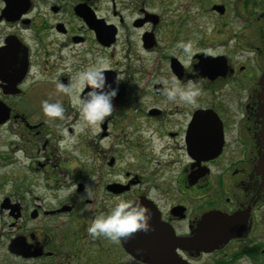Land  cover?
<instances>
[{
    "label": "flooded vegetation",
    "instance_id": "flooded-vegetation-1",
    "mask_svg": "<svg viewBox=\"0 0 264 264\" xmlns=\"http://www.w3.org/2000/svg\"><path fill=\"white\" fill-rule=\"evenodd\" d=\"M178 40L191 41L190 59L173 49ZM152 53L155 62H146ZM100 58L109 81L122 77L114 100L123 123L105 120L97 135L113 125L124 153L92 151L91 199H79L87 186L78 180L68 199L52 200L59 163L47 151L40 101L59 99L64 116L78 114L55 83L72 84ZM193 70L204 81L195 105L166 101L155 77L175 75L184 85ZM263 75L264 0H0V130L11 138H0V163L10 166L0 185L11 187L0 209L16 230L9 240L21 235L42 252L12 255L39 264H145L121 241L86 232L110 196L125 195L150 207V228L136 230L137 239L153 233L181 264H264ZM28 165L47 180L37 192L20 181Z\"/></svg>",
    "mask_w": 264,
    "mask_h": 264
},
{
    "label": "clouds",
    "instance_id": "clouds-1",
    "mask_svg": "<svg viewBox=\"0 0 264 264\" xmlns=\"http://www.w3.org/2000/svg\"><path fill=\"white\" fill-rule=\"evenodd\" d=\"M173 49H179L189 59L194 51L191 41L185 40H178L173 45ZM108 67V62L100 58L78 70L74 74L72 84L55 83L56 91L68 95L73 106L79 111L80 130L86 126L98 128L99 123L105 120L115 108L114 97L120 90L122 77L115 76V82L109 81L105 74ZM193 75L195 79L187 81L184 85L175 75H157L155 82L162 86L160 93L166 101L195 105L197 98L201 95L204 81L203 78L196 76L195 70H193ZM40 104L45 116L59 120L65 119V109L59 99L55 101L43 99ZM57 127L61 132H65L61 126ZM60 143L63 145L65 141L61 140ZM75 188L76 185L73 184L68 191L72 192ZM90 198L91 193L85 188L79 199L83 201ZM85 210H87V205L81 209V211ZM149 212L148 206L141 202L139 197L127 199L115 197L109 207L104 210L98 209L95 212L86 225V232L93 239L103 236L110 241L119 242L136 230H148L150 228Z\"/></svg>",
    "mask_w": 264,
    "mask_h": 264
},
{
    "label": "rangeland",
    "instance_id": "rangeland-1",
    "mask_svg": "<svg viewBox=\"0 0 264 264\" xmlns=\"http://www.w3.org/2000/svg\"><path fill=\"white\" fill-rule=\"evenodd\" d=\"M160 47H162L161 41L159 48ZM156 55L157 53H152L151 55L148 54L146 56V62H155ZM116 106L117 105H115V107ZM119 113H120V109L115 108L105 118V120H108L111 123H115V122L123 123L122 117L121 115H119ZM64 117H65L64 120H59L58 118L55 117H49L50 119H48V117L45 118V115L39 117V119L45 121L46 124L45 127L49 128V132H50L45 136V138L49 139L48 147H47L48 154L52 155V159H51L52 162L59 163L58 167H55L56 169L55 175L52 176V179H49V183L51 186L49 192L53 193L50 196L52 200L56 196H59L62 199H68V195L71 194V192H69L68 189L71 188L73 184L76 185L78 180L84 181L88 188L87 190L91 193V186L93 185L94 180L92 179V176L89 175L90 171H88L89 170L88 166H89V162L91 161L90 155L92 151L96 150L101 154L104 155L107 154L108 158L112 154L117 153L120 156H122L124 153V147L121 145V141H120L122 137H113L114 135L119 134L120 130H115L113 125L106 130L108 131L109 135L104 136L105 138H103L102 136L97 135L101 133L102 128L100 127V125H98V128L86 126L84 127L83 130H80L79 113L65 115ZM56 119H57V123H53L56 121ZM105 120L101 122H104ZM58 125L61 126L65 130V132H61L60 128L57 127ZM70 128H72V132L69 130ZM0 138L6 141L8 138H10L9 132L1 129ZM4 140L3 141L0 140V151L1 150L5 151L6 149V147L3 145ZM61 140L65 141L63 145H61L60 143ZM119 162H120L119 168H123L124 167L123 161L120 160ZM31 163L36 165V162L33 163V160L30 159H28L27 163L25 164L27 165ZM11 165L18 169L23 166V163L22 160L19 158L17 164H11ZM8 169L10 170V166L4 167L0 163V176L5 174L8 171ZM22 170L26 171L25 176H27V179H20V181L25 182L28 179H30L27 187L30 188L31 190L37 192V190L43 189L48 184L46 178L40 175L38 172L35 173L31 171L29 169V165L26 166V168L24 167ZM81 173L85 174V176L82 175L80 177ZM59 182H60L59 187L54 186L56 184H59ZM32 183L34 185H32ZM10 188L11 187L9 184L0 185V199L3 197V194L5 193L9 194L11 192ZM24 190H20V192L23 194ZM43 192H48V191L44 190ZM24 197L27 198V196ZM98 197H99L98 201H101L102 198L104 197V191L100 192V194H98ZM116 197L125 198V195L116 196ZM114 198L115 197L110 196L109 200L106 202L111 204ZM90 205L91 204H88V206ZM11 222L12 220L9 217L7 211L0 209V264H39L36 261L18 258L12 255L8 251L7 245L10 241L9 239L11 235L14 232H16V230L13 229V227L11 226ZM25 234H27L28 236V233ZM104 238L106 243L112 244V242L109 239H107L106 237ZM84 257L90 258L91 256L89 254H85ZM126 264H134V263L126 259Z\"/></svg>",
    "mask_w": 264,
    "mask_h": 264
},
{
    "label": "water",
    "instance_id": "water-1",
    "mask_svg": "<svg viewBox=\"0 0 264 264\" xmlns=\"http://www.w3.org/2000/svg\"><path fill=\"white\" fill-rule=\"evenodd\" d=\"M261 85L262 92L260 94V99L263 100L261 107L264 108V76L262 77ZM261 164L264 165V161L261 162ZM140 201L146 204L143 199H140ZM4 207H6L5 204ZM148 208L150 210V207ZM148 232L149 231H143V234L141 233L142 235H147L142 239H137L135 236L137 232L135 231L127 238L121 239L124 248L129 251L136 259L143 261L146 264H181L179 259L172 256L166 249L162 247V244L158 243V236ZM8 250L23 257L39 256L42 254L38 248L32 250L31 247L27 245L25 237L21 235L11 239L8 245Z\"/></svg>",
    "mask_w": 264,
    "mask_h": 264
}]
</instances>
